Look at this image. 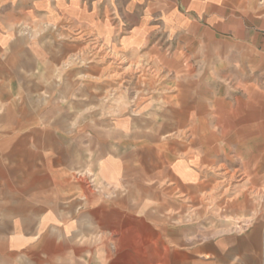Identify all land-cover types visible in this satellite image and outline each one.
I'll list each match as a JSON object with an SVG mask.
<instances>
[{"label": "crops", "instance_id": "obj_1", "mask_svg": "<svg viewBox=\"0 0 264 264\" xmlns=\"http://www.w3.org/2000/svg\"><path fill=\"white\" fill-rule=\"evenodd\" d=\"M230 162L264 191V0H0V264H264V198L200 242L150 208Z\"/></svg>", "mask_w": 264, "mask_h": 264}, {"label": "rangeland", "instance_id": "obj_2", "mask_svg": "<svg viewBox=\"0 0 264 264\" xmlns=\"http://www.w3.org/2000/svg\"><path fill=\"white\" fill-rule=\"evenodd\" d=\"M82 58V59H81ZM79 60L72 61L70 66L65 65V68L73 67V63L77 66L86 67L88 66V60L83 59L81 56ZM114 64V69L118 68ZM123 66H128L126 63ZM128 69L136 70L138 66L136 63H130ZM117 95L113 93L112 97H116ZM136 96V95H133ZM224 170V174H221V171H218L220 175H215V177L211 180L212 184L209 189L198 190L194 192V196L192 201H188V204L178 205L176 211L173 209V206L162 205L160 208L154 206H150L151 210L153 209L156 212H160L162 215V219L167 215L171 214L172 217H177L176 225L184 227L188 225L192 226L194 230L200 231L196 234L197 242H200L202 237L208 236V233H228L235 232L247 227L250 223L249 220L243 219V215L241 212V205L238 203L241 202L240 199L255 197L257 199L264 198V191L260 189H256L255 191L240 189V186L244 182V175H232L234 169L239 168V164L235 162H230L227 164ZM225 176L226 185H222V177ZM221 181V187H217L219 185L217 182ZM224 186V187H223ZM102 193H105L102 191ZM163 195V193H162ZM172 201V199H171ZM179 201V199H178ZM250 203V202H249ZM251 209L257 213L264 209V206H251ZM238 214H241L238 215ZM239 216L242 218L240 220ZM161 227V245L166 246L168 249L169 239H168V225H174V221L162 220L158 223ZM202 229V231H201ZM157 237V235L155 234Z\"/></svg>", "mask_w": 264, "mask_h": 264}]
</instances>
